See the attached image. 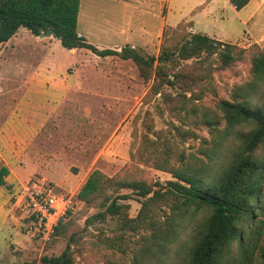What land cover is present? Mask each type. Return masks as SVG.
<instances>
[{"label":"rangeland","instance_id":"obj_1","mask_svg":"<svg viewBox=\"0 0 264 264\" xmlns=\"http://www.w3.org/2000/svg\"><path fill=\"white\" fill-rule=\"evenodd\" d=\"M78 30L100 48L130 46L146 57L155 56V65L165 46L194 32L246 51L228 64L206 52L186 60L173 57L166 64L167 98L161 93L147 96L154 77L145 80L132 59L67 49L51 35L35 39L26 28L0 45V167L10 170L0 186V264H43V255L60 254L66 247L68 239L55 233L47 239L35 236L23 208L25 186L46 183L71 199L61 220L80 238L78 247L72 245L76 264H179L194 241L196 222L201 220L203 229L209 211H201L190 225L169 201L154 200L148 211H141L153 193L143 197L123 188L122 194H132L121 200L128 205L129 218L140 213L150 217L134 230L119 227L117 216L85 228L97 208L77 194L95 169L108 176L134 175L166 190L169 181L177 180L173 168L209 163V152L219 141L214 174L231 158L239 140L225 136L227 124L218 104L233 101L237 87L254 77L248 49L255 43L264 46V0H251L241 9L230 0H81ZM44 64L58 76L96 68L123 72L129 80L122 88L74 89L53 114L35 121L29 116L31 98L22 99L31 73ZM181 80L188 87H180ZM241 129L248 132L252 126ZM256 154L264 155V145ZM153 218L158 222L151 223ZM167 220L178 227L169 230ZM250 225L256 226L252 220ZM154 228L174 241H155Z\"/></svg>","mask_w":264,"mask_h":264},{"label":"trees","instance_id":"obj_2","mask_svg":"<svg viewBox=\"0 0 264 264\" xmlns=\"http://www.w3.org/2000/svg\"><path fill=\"white\" fill-rule=\"evenodd\" d=\"M231 2L241 9L250 0ZM80 3L81 0H0V43L10 41L21 28L28 29L36 36L51 29L55 34L49 35L58 39L67 49L86 48L102 57L132 59L145 80L154 77L151 95L147 96L161 93L167 98L170 94L163 90L168 75L166 64L173 57L186 60L201 57L206 52L209 56L217 54L228 64L241 56V51H246L245 48L240 50L235 44L224 43L208 34L194 32L188 37L183 34L180 41L172 46H165L158 57L159 64L155 65V56L146 57L130 46L118 50L100 48L90 43L78 30ZM248 51L253 79L237 87L233 101L225 99L218 104L227 124L225 136L233 135L234 139L239 140L231 158L219 165L214 174L216 155L220 152L216 150L221 144L219 141L215 149L209 152V163L173 168L177 180L169 181L166 190L136 180L134 175L108 176L95 169L77 194L87 205L97 208L86 219L85 228L103 223L109 216H117L121 224L119 227L134 230L140 220L149 218V213L129 218L128 205L121 200L132 194H122L121 190L130 188L131 193L138 196L146 197L153 193L143 201L141 211H148L149 203L154 200L169 201L173 211H180L190 225L201 211H209L203 229L201 220L196 222L194 241L188 255L179 264H264V218H260L264 214V155L256 154L264 145V46L255 43ZM180 87L188 86H184L181 80ZM210 122L216 125L215 121ZM246 125H251L252 129L243 132L241 128ZM223 157L225 159L226 154ZM9 172L6 165L0 167V186L5 184ZM251 220L255 222V228L250 225ZM154 222L158 221L153 218L151 223ZM166 224H169V230H175L173 225L178 227L174 220H167ZM154 230L155 241L164 244L174 241L173 236L167 234L161 237ZM124 231H127L126 228ZM60 236L68 239L66 247L60 254L43 255L40 259L43 264H76L72 245L78 247L80 238L62 220L54 234V237Z\"/></svg>","mask_w":264,"mask_h":264},{"label":"crops","instance_id":"obj_3","mask_svg":"<svg viewBox=\"0 0 264 264\" xmlns=\"http://www.w3.org/2000/svg\"><path fill=\"white\" fill-rule=\"evenodd\" d=\"M234 7L236 6L234 5ZM16 35H14L10 41L0 43V45L10 43ZM34 37L37 39L38 36L35 35ZM78 49L80 48H73L72 50L78 51ZM37 68L38 69L34 71L35 73H31L33 75H30L32 77H30L28 84L26 81V85H28V87L26 88V93H24V98L22 99L24 102L29 101L31 98L29 107H32L33 109H29L32 111L30 114L28 113V110H26V113L27 115L29 114V116H32L35 121L38 119L40 120L41 117L44 119L53 114L57 110L59 102L62 99L64 101L68 99L74 89H97L105 87L117 88V84L122 88L129 80L127 75L123 72L119 74H115L114 72L108 73L96 68L82 72L79 70L76 72L77 74L74 71L67 72L66 74L60 76L57 75L54 69H46L45 64L44 66H38ZM119 77L120 79H118Z\"/></svg>","mask_w":264,"mask_h":264},{"label":"built area","instance_id":"obj_4","mask_svg":"<svg viewBox=\"0 0 264 264\" xmlns=\"http://www.w3.org/2000/svg\"><path fill=\"white\" fill-rule=\"evenodd\" d=\"M30 230L35 236L47 239L55 233L61 219L71 208V199L56 191L51 183L25 186L22 200Z\"/></svg>","mask_w":264,"mask_h":264},{"label":"water","instance_id":"obj_5","mask_svg":"<svg viewBox=\"0 0 264 264\" xmlns=\"http://www.w3.org/2000/svg\"><path fill=\"white\" fill-rule=\"evenodd\" d=\"M51 33H54V34H55V32H53V31L50 29V30H48L47 32H43V33H41L40 36L44 37V36L49 35V34H51Z\"/></svg>","mask_w":264,"mask_h":264}]
</instances>
